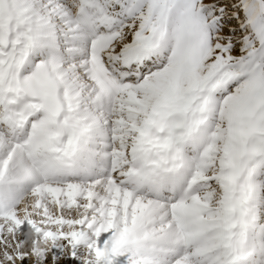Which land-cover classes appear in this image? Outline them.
Returning a JSON list of instances; mask_svg holds the SVG:
<instances>
[{"label": "snow or ice", "instance_id": "obj_1", "mask_svg": "<svg viewBox=\"0 0 264 264\" xmlns=\"http://www.w3.org/2000/svg\"><path fill=\"white\" fill-rule=\"evenodd\" d=\"M0 264H264V0H0Z\"/></svg>", "mask_w": 264, "mask_h": 264}]
</instances>
